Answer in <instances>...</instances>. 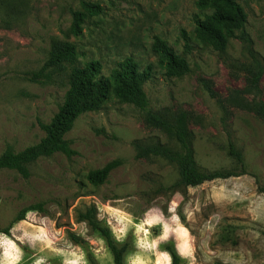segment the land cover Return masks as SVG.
Segmentation results:
<instances>
[{"label":"rangeland","instance_id":"rangeland-1","mask_svg":"<svg viewBox=\"0 0 264 264\" xmlns=\"http://www.w3.org/2000/svg\"><path fill=\"white\" fill-rule=\"evenodd\" d=\"M238 1L247 14V39L237 36L220 51L196 37V20L211 13L198 0H0V156L38 143L45 136L39 123L50 122L64 100L72 68L41 83L29 80L54 39L76 46L80 66L99 61L105 77L129 57L152 68L145 109L110 96L67 135L77 152L72 158L43 157L28 165V178L0 171V264H90L89 255L113 264L104 240L79 220L92 204L119 242H133L126 264H171L163 249L168 242L186 264H264V118L231 103L249 87L257 62L264 68V0ZM85 2L103 12L87 19L76 37L73 12ZM156 38L187 60L188 74H167L152 51ZM243 97L264 103V75L258 92ZM182 113L201 167L239 171L229 155L232 141L247 174L157 195V184L145 176L170 186L178 172L159 158L137 159L133 142L171 145L150 119ZM114 160L121 165L102 186L88 183L91 171ZM41 201H48L46 213L30 212L13 224L22 208ZM229 226L237 245L218 240Z\"/></svg>","mask_w":264,"mask_h":264},{"label":"trees","instance_id":"trees-1","mask_svg":"<svg viewBox=\"0 0 264 264\" xmlns=\"http://www.w3.org/2000/svg\"><path fill=\"white\" fill-rule=\"evenodd\" d=\"M197 5L203 10L211 9L210 14L196 20L195 33L201 43L223 51L231 39L237 36L247 39L245 32L247 14L238 0H198ZM102 12L100 4L83 3V11L73 12L71 34L76 37L81 36L86 20L99 16ZM152 51L158 57L159 65L166 70L169 76L182 77L189 73L187 60L178 55L166 42L156 38ZM77 60L78 51L74 44L58 39L52 41L49 58L38 71L31 73L29 80L33 83H41L72 68L69 89L50 122L39 123L45 136L38 143L18 153L6 152L0 156V171L12 170L23 178H28L30 175L28 165L43 157L63 154L72 158L77 152L72 148V142L67 139V135L82 115L100 110L110 96L139 109H145L148 106L145 84L152 78L151 66L142 69L135 59L129 57L117 65L110 77H105L102 75L103 67L99 61L80 66ZM263 75L264 68L257 62V71L249 87L242 93L236 92L231 97V103L264 118V103L255 99L249 101L243 97V93L258 92ZM150 122L161 129L172 144L153 140H135L133 146L136 158H159L173 166L178 172L177 181L170 186L152 176H145L147 180L157 184L155 191L157 195L166 192L175 193L179 190L201 186L207 182L227 180L247 174L243 158L232 141L229 143V155L240 164L239 171H210L201 167L195 159L193 137L188 128L186 114L182 113L175 119L152 116ZM120 165L119 160H114L101 169L91 171L87 175L88 183L95 187L102 186ZM146 194L145 192L144 195ZM47 205L48 201H41L22 208L13 224L24 221L30 212L46 213ZM79 216L80 221L86 222L104 240L112 255L113 264H126V257L133 249V242L129 239L119 242L111 228L99 220L98 207L95 204L90 205L84 212H80ZM179 217L186 226V219L182 213H179ZM233 229L231 226L222 229L218 239L221 244H238ZM5 232L10 233L9 229ZM70 237L77 244L84 243L83 239L75 234L70 233ZM163 249L169 254L171 264H186L173 242H168ZM89 261L90 264H99L92 255H89Z\"/></svg>","mask_w":264,"mask_h":264}]
</instances>
